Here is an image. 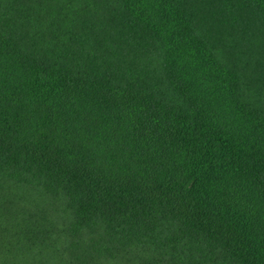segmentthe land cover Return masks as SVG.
Returning <instances> with one entry per match:
<instances>
[{
  "label": "trees",
  "instance_id": "obj_1",
  "mask_svg": "<svg viewBox=\"0 0 264 264\" xmlns=\"http://www.w3.org/2000/svg\"><path fill=\"white\" fill-rule=\"evenodd\" d=\"M0 264H264V0H0Z\"/></svg>",
  "mask_w": 264,
  "mask_h": 264
}]
</instances>
